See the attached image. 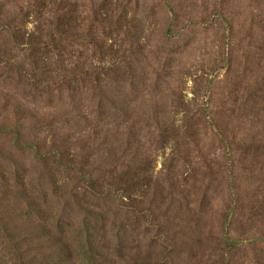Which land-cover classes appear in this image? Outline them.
<instances>
[{
	"label": "rangeland",
	"instance_id": "obj_1",
	"mask_svg": "<svg viewBox=\"0 0 264 264\" xmlns=\"http://www.w3.org/2000/svg\"><path fill=\"white\" fill-rule=\"evenodd\" d=\"M0 264H264V0H0Z\"/></svg>",
	"mask_w": 264,
	"mask_h": 264
}]
</instances>
